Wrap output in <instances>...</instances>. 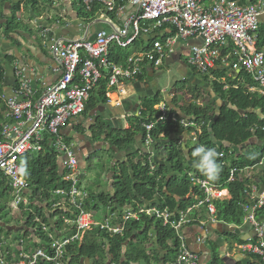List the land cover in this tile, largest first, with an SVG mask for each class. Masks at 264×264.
I'll return each instance as SVG.
<instances>
[{
  "label": "built area",
  "instance_id": "obj_1",
  "mask_svg": "<svg viewBox=\"0 0 264 264\" xmlns=\"http://www.w3.org/2000/svg\"><path fill=\"white\" fill-rule=\"evenodd\" d=\"M77 6L91 14L84 19L90 23L87 29L97 15L109 26L96 31L92 40L87 39V35L78 40L55 39L48 37V31L43 27L37 26L40 37L50 43L49 51L57 63L55 72L58 73L55 83L47 86L42 94L32 89L26 76L27 68L17 64L12 69L14 88L9 89L8 94V89L2 85L0 65V104L4 108L0 121V174L7 179L12 190L7 214L13 216L19 209L21 213L27 211L28 199L24 190L29 183L23 177L20 159L43 153L49 147L57 154L64 170V185L51 192L56 199L52 207L70 211L74 220L72 223L64 220V224H70L68 233L58 238L49 236L48 251L36 248L27 254L21 246L17 248V259L7 260V255L0 254V264H63L66 249L80 244L87 232L98 229L117 235L122 232L126 221L138 220L141 215L154 218L176 233L179 246L173 264H199L198 255L185 243L181 232L193 222L188 217L190 212L199 208L205 209L210 223H216L212 202L225 198V190L207 180L190 177V183L204 194V199L185 212L151 205L135 210L125 207L118 224L113 223L114 215L98 221L85 208L89 195L79 183L75 149L63 138L61 130L70 120L83 114L91 92L99 90L100 82H105L103 92L107 88L116 90L124 82L134 81L144 70L161 67L163 60L175 52L179 41H192L185 67L198 75H205L215 68L223 70L224 75L243 71L257 86L259 96L264 98V54L255 47L259 20L264 15V0L245 5H240L237 0L210 3L205 0H80ZM127 6H131L132 12L127 19L121 20L120 15ZM114 16L117 22L110 20ZM144 37L148 38L146 42L149 44L142 51L132 54L121 64L109 62L111 48L127 49ZM154 110V121L143 126L146 148L153 143L150 132L154 126L167 121L177 123L190 136L192 143L201 136L202 121L179 119L165 104H158ZM140 112L139 108L137 116ZM231 153V150L227 154L218 153L217 159L224 160ZM153 155L150 151L145 154L150 171L154 169ZM263 163L264 157L258 165ZM236 172V169L230 170L229 181ZM243 196L248 205L243 206L242 222L251 225L256 233L252 240L236 248L264 264V232L255 216V212L264 207V189L249 184L244 188ZM198 225L206 226L203 222ZM196 241L198 244L202 242L200 239Z\"/></svg>",
  "mask_w": 264,
  "mask_h": 264
},
{
  "label": "trees",
  "instance_id": "obj_2",
  "mask_svg": "<svg viewBox=\"0 0 264 264\" xmlns=\"http://www.w3.org/2000/svg\"><path fill=\"white\" fill-rule=\"evenodd\" d=\"M54 1L0 0L2 36L10 38L24 32L34 38L38 46L41 47L42 38L38 29L33 30L19 19L21 10L23 9L30 17L39 19L42 15H49L51 3ZM79 1L77 0L75 5L72 4L71 8L79 20H84L88 16L83 9L77 6ZM212 1L214 0H205L206 3ZM237 1L240 5L256 2V0ZM140 39L142 41L134 42L127 49L116 46L111 48L108 56L109 62L118 65L136 51H142L147 47L149 41L146 42L145 38ZM11 42L16 45V41L11 39ZM255 47L257 51L264 54V15L259 20ZM186 70L191 69L186 67ZM222 71L217 68V70H210L205 75H198L191 70L193 77L201 76L204 83H208L210 76L213 77L214 81H210L211 83L208 84L211 86L214 97L227 104L219 108L218 113L215 112L216 104L213 98L210 95H206V98L205 95H200L198 85H194L192 81L180 79L172 86L171 95H173L168 100L172 106L168 107L179 119L188 118L197 122L202 121L201 136L197 138L196 143L189 141L190 147L189 143L183 147L179 144L176 146L175 137L178 136L180 130L177 123L167 121L154 126L150 132L153 140L151 146H154L153 149L158 158L162 156L160 162L162 164L152 162L154 169L150 171L145 155H141L140 160L136 162L126 159L127 165L123 163L113 170L114 200L108 205L107 201L99 198V204L107 208L111 215H114L112 218L114 224H118L122 220V210L125 207L135 210L151 205L159 209L168 208L172 211L185 212L188 208L195 206L198 201L204 199V194L190 183V177L207 180L227 192L229 198L225 197L212 202L216 210L217 222L237 227L242 224L243 206L248 205L247 199L243 196V190L254 182L241 177L240 171L257 166L264 157V98L249 92L250 88L256 86L243 71L234 79L225 78L221 74ZM145 75L146 72H142L137 80ZM203 76L208 77L203 78ZM104 86L105 82L99 83V90H95L97 97H101ZM180 93L186 94L189 98V103L183 104L182 107L177 106V97ZM197 100L204 102L203 107L195 105ZM161 102L165 101L160 92H157L151 99L140 101V115L133 118L131 121L133 124L126 131L110 133L101 124H98L97 127L102 132H106L107 138L108 133L111 134H109V141L119 151L132 145L138 136L144 143L146 135L143 126L154 121V107ZM86 106L87 104L85 108ZM175 107L179 109L180 113L175 111ZM183 110L185 114L180 116L179 114L183 113ZM3 111L4 108L0 104V121ZM200 145L214 148L217 153L227 154L229 150L232 151L231 155L224 160L217 159L220 171L215 180H208L193 166L192 152ZM20 165L23 177L29 183V187L24 190L28 199L27 211L24 213H21V209H19L13 216H8L7 203L12 199V190L7 179L0 174V254L7 255V260L12 257L17 259V248L21 246L27 254L34 252L36 248L48 251L49 236L58 238L68 233L70 224H64V220H68L70 223L74 220L70 211L65 212L61 208L52 207L56 202L51 194L52 190L64 185L62 181L64 170L54 150L47 147L43 153L24 156L20 159ZM231 169H236L237 172L229 181ZM261 181L264 184V181ZM155 196L159 197L157 201L153 199ZM98 207L96 199L90 196L85 203L86 210L97 211ZM205 215L206 212L203 208H199L198 211L192 210L188 217L193 222L187 226H198ZM255 216L258 222H262L264 207L257 210ZM95 219L99 220L96 217ZM234 243L241 242L236 240ZM178 246L179 239L172 229L163 227L162 223L152 217L141 215L138 220L126 221L122 232L117 235H109L106 231L98 229L87 232L80 244L66 249L62 263L173 264L171 257L176 254ZM149 250H151L150 253H148ZM37 264L53 263L38 262ZM209 264H225L217 253L216 246L212 247Z\"/></svg>",
  "mask_w": 264,
  "mask_h": 264
},
{
  "label": "crops",
  "instance_id": "obj_3",
  "mask_svg": "<svg viewBox=\"0 0 264 264\" xmlns=\"http://www.w3.org/2000/svg\"><path fill=\"white\" fill-rule=\"evenodd\" d=\"M73 1L74 0H55V5H53L54 3H51V12L49 15H42L39 19L30 17L28 13H25L22 9L19 19L24 24L29 25L33 30L37 29V26L43 27V30L48 31L47 36L55 39L78 40L84 38L85 35H87L86 38L88 39L91 36H94V33L99 29L107 28L109 26L104 23L105 20L103 18L97 15L94 19L93 25L87 29L90 23H86V20L78 19L77 15L71 8ZM55 6L59 8H55ZM130 7L127 6V8L121 13V20L127 19L128 14L132 12V8ZM90 15V13L86 12V16L90 17ZM110 20L117 22V17L114 16ZM38 33H40V29L38 30ZM157 34L161 36V33ZM144 38L146 40L148 39L146 37ZM11 39L16 41V45L12 44ZM139 40L142 41L140 38ZM182 42H184V44H182ZM191 42V40L179 41L178 45L175 46V52L163 60L161 67L172 68L181 79H187L188 73L183 69L186 68L184 66V61L187 57ZM16 46H19L18 50L16 49ZM49 46L50 43L48 40L44 43L41 41V47L38 46L35 39L24 32H20L10 38H4L2 36V30L0 29V65L3 71L2 85L4 88L8 89L6 90L8 94L9 89L14 88L12 69L15 64L27 68L26 76L31 83L32 89L35 90L37 94H42L47 86L55 83L58 79V73L55 72L57 63L54 61L53 57L49 55ZM23 53L25 54L23 55ZM155 70L156 69L150 68L144 70L143 72H146V75L143 78L140 80H137L136 78L134 81L124 82L116 90L107 88L102 93L101 97H97L95 94L96 91H94L89 101L86 103L87 106L84 109L83 114L70 120L61 130L63 138L75 149L78 160L77 174L80 186L86 191L89 197L91 196L96 199V204L99 206L97 211L103 209L106 212L105 218L110 217L111 214L108 212L107 208H104L99 204V198L107 201L108 205L114 200L115 192L112 187V176L115 168L123 165V163L127 165L126 159H130L132 162L139 161L141 155H145L146 150L154 153V163L157 162L159 165L162 164L160 163L162 160L158 158V155L153 149L154 146L146 148L139 136L136 137V140L132 145H128L120 151L109 141V134L111 132L126 131L129 129L130 125L133 124L131 123L133 118L138 117L137 111L140 106V101L143 99H151L157 94V92H160L163 100L167 103V106H172L168 102L169 97L173 95H171V89L170 91H162L156 86V83H150V78L154 77ZM214 70H217V68ZM240 72L241 71L237 70L235 72H230L229 75H224L222 71L221 74L225 76V78L231 77L234 79ZM180 74H185V77L182 78ZM206 77L208 76H203V78ZM192 79L193 80L189 81H193L194 85L202 86L205 90V95H210L213 98V101L216 104V113H218L219 108L227 105L225 102H221L214 97L211 86L208 84L214 81L212 76L209 77L208 83H204V81L197 80L194 77H192ZM256 87L250 88L249 92L258 94ZM182 95L183 93L178 94L179 97ZM165 102L159 104H166ZM200 102L199 100L195 101V105L197 107H203L204 102ZM183 104L185 103H177V106L182 107ZM175 108V111L178 113L179 109L177 107ZM254 113H256V111H254ZM184 114L185 111L183 110V113L179 115L182 116ZM186 120H188V118H186ZM98 124L105 126L109 130L110 133H108V138L106 132H102L101 129L99 130L97 127ZM184 132L185 131L181 129L179 130L178 136L175 137V141H177L176 146L179 144L183 147L185 145L187 146L189 143L190 136ZM98 155H103V157L99 156L101 159H98ZM91 160L97 161L95 165L90 163ZM99 163H103L101 174L103 180L101 184L95 188V191H87L85 182L87 183L89 178L86 173H82L81 170L87 166L88 169H91L90 172L93 176L95 168L98 167L96 165H99ZM261 167L259 174L254 173V167L249 169L245 168L241 172V177L253 181L254 183L252 184L257 185L260 190L261 186H264L261 181H264V163ZM90 178L92 177L90 176ZM226 198H229L228 194L226 195ZM153 199L154 201H157L159 197L155 196ZM90 213L94 217L95 214L92 213V211ZM105 218L103 217L102 220ZM201 222L205 223L206 226H187L183 228L181 232L185 243L195 254L198 255L199 264H209L213 246L217 247V253L223 260L225 259L227 264H259L254 257L241 253L236 248L241 244L249 242L255 237V231L251 225L242 222V224L237 227L233 225H223L219 222L210 223L207 214L203 217ZM260 224L264 232V220L260 222ZM197 239H200L202 242L198 244L196 241ZM236 240L241 243H234ZM175 256L176 254L173 256L174 259L171 257L172 263L175 260Z\"/></svg>",
  "mask_w": 264,
  "mask_h": 264
},
{
  "label": "rangeland",
  "instance_id": "obj_4",
  "mask_svg": "<svg viewBox=\"0 0 264 264\" xmlns=\"http://www.w3.org/2000/svg\"><path fill=\"white\" fill-rule=\"evenodd\" d=\"M77 2V0L73 1V5H75V3ZM55 5V3L53 4ZM55 8H59L57 6H55ZM78 10V9H76ZM44 13V12H43ZM41 41L44 43L46 42V39H41ZM13 44V43H12ZM182 44H184V42H182ZM20 46V45H19ZM19 46H16V49L18 50ZM22 46V45H21ZM25 53H23L24 55ZM49 55H51L50 51H49ZM158 69V70H157ZM155 70V75L154 77L150 78V83H156V86L160 89V90H167L170 91V89L172 88V86L178 82L181 78L177 75V73L172 69V68H168V67H159ZM187 80H191L193 75L191 70L187 71ZM201 76H197V80H202L200 78ZM193 82V81H192ZM200 89V95H205V90L202 86H198ZM204 90V91H203ZM206 98V95H205ZM169 99H171V97H169ZM168 99V100H169ZM178 99V104H181L182 102H184V105H187L189 102V98L186 96V94H183L181 97H177ZM200 102V101H199ZM202 103V101L200 102ZM191 144L189 143V146ZM103 157V155H98V159H101L100 157ZM160 159H162V156H159ZM97 161H93L91 160V164L95 165ZM102 164L103 163H99V165L97 168H95V171L93 173V176L91 175V169H88V167L86 166L84 169L81 170L82 173H86V175L88 176L89 180L87 181V183L85 182V186L87 187V191H95V188H97L99 186V184H101L103 177H102ZM262 167L261 166H255L254 167V173L255 174H259L260 169ZM90 176L92 178H90ZM82 188V187H81ZM83 189V188H82ZM84 190V189H83ZM92 213H94L93 215L99 219V221H102V218L105 216L106 212L103 209H99V211H92ZM151 250L148 251V253H150ZM172 259H174V257H172Z\"/></svg>",
  "mask_w": 264,
  "mask_h": 264
},
{
  "label": "clouds",
  "instance_id": "obj_5",
  "mask_svg": "<svg viewBox=\"0 0 264 264\" xmlns=\"http://www.w3.org/2000/svg\"><path fill=\"white\" fill-rule=\"evenodd\" d=\"M194 158L193 166L197 168L208 180H215L220 171L217 163L218 153L214 148L200 145L192 152Z\"/></svg>",
  "mask_w": 264,
  "mask_h": 264
},
{
  "label": "water",
  "instance_id": "obj_6",
  "mask_svg": "<svg viewBox=\"0 0 264 264\" xmlns=\"http://www.w3.org/2000/svg\"><path fill=\"white\" fill-rule=\"evenodd\" d=\"M94 38V36H91L90 38H88L89 40H92ZM185 72H187V70H186V68H184L183 69ZM186 74V73H185ZM185 74L184 75H181L180 74V76L182 77V78H184L185 77ZM146 152H147V150H146ZM157 163V162H156ZM264 189V186H261V190H263ZM256 233V232H255ZM223 262L225 263V264H227L226 263V261H225V259L223 260Z\"/></svg>",
  "mask_w": 264,
  "mask_h": 264
}]
</instances>
